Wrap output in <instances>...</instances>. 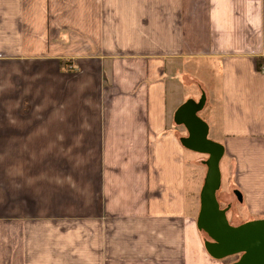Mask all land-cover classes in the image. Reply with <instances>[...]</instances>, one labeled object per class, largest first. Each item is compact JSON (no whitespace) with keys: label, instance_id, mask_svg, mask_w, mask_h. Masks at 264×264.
Wrapping results in <instances>:
<instances>
[{"label":"crops","instance_id":"0c3cea01","mask_svg":"<svg viewBox=\"0 0 264 264\" xmlns=\"http://www.w3.org/2000/svg\"><path fill=\"white\" fill-rule=\"evenodd\" d=\"M263 67L264 0H0V150L5 101L52 97L13 121L45 143V178L0 167V264H226L197 227L207 168L174 114L196 84L231 215L264 220Z\"/></svg>","mask_w":264,"mask_h":264},{"label":"water","instance_id":"95a60500","mask_svg":"<svg viewBox=\"0 0 264 264\" xmlns=\"http://www.w3.org/2000/svg\"><path fill=\"white\" fill-rule=\"evenodd\" d=\"M206 96L196 102L192 99L182 104L174 115L177 125L183 126L188 136L182 145L193 152L206 155L207 173L200 194V212L197 227L207 234L208 254L216 260L241 255L233 264H264V220L233 226L228 220L230 208L222 209L217 194L222 186L221 161L224 147L209 139L208 124L199 117L204 109Z\"/></svg>","mask_w":264,"mask_h":264},{"label":"rangeland","instance_id":"374dc122","mask_svg":"<svg viewBox=\"0 0 264 264\" xmlns=\"http://www.w3.org/2000/svg\"><path fill=\"white\" fill-rule=\"evenodd\" d=\"M12 67H15V71L19 72V69L21 66L17 63H12ZM10 64H5L4 67H9ZM26 66V65H25ZM195 85L193 87H184V90L182 91L181 98L185 99V102H187L191 98H195L198 102L204 97V94L201 95H196V92L198 91L197 88H195ZM36 92L34 93V96L31 97V99L24 98L23 101L20 98L13 97L11 99H7L5 102L9 103V109L5 113V119L10 120L13 124H10L11 126H8L6 128V143H5V148L0 150V164H4L5 167V178H8L9 176H12L13 170L12 168L17 169V173L14 172V174H18L17 178L20 181L26 179L27 182H29L27 179L30 180V183L33 184H44V178H45V153H46V145L44 142H39V143H31L30 140L33 139L32 137L28 139V137H22V135H18L16 132V129L14 128V122L13 121H20L21 116H24L25 114H28L30 112L31 114L40 110V107L36 108L37 106L43 107L45 103H50L48 99L52 100V97H47L44 94V86L41 85L40 83L37 85ZM190 88V89H189ZM194 92L193 95L190 93ZM53 102V104H55ZM22 109V111H21ZM21 111V112H19ZM33 111V112H31ZM204 112L199 113V117L203 120L205 117L203 114ZM58 116H61V113L58 111L57 112ZM44 118V113L41 112L39 113L38 117H35V120H42ZM7 125V123H6ZM180 129V134L181 137H186L187 136V131L186 129L181 126L179 127ZM23 130V129H22ZM10 133V134H8ZM28 139V140H27ZM27 140V141H26ZM54 144H50L48 147V151H51L52 148L54 147ZM62 150L61 148H59ZM198 158V161H206L208 159V156L206 155H198L196 156ZM199 169L202 168L201 171H198V174L200 175V178L202 180V177L205 175V169L207 168L206 165L199 163ZM223 164V163H222ZM29 175V176H28ZM224 182H223V187L221 186L220 191L217 194L219 203L221 205L222 209H225L227 207H231V211L228 213V219L230 221V224L233 226H238L241 223H238L235 218L232 217L234 216V213L237 211V206H238V201L237 198L233 194H226V187L227 183L226 180L229 178L228 174H224ZM7 184V181H5ZM201 182L199 183V185ZM43 187V186H42ZM40 194V192H38ZM42 198L44 199V192L40 194ZM200 199V198H199ZM198 211V210H197ZM232 214V215H231ZM198 215V212H197ZM198 217V216H197ZM203 235V240L207 241L209 240L208 236L206 233L202 232ZM238 259L237 256H232L229 258L224 259L226 264H231L234 261Z\"/></svg>","mask_w":264,"mask_h":264},{"label":"trees","instance_id":"16d2710c","mask_svg":"<svg viewBox=\"0 0 264 264\" xmlns=\"http://www.w3.org/2000/svg\"><path fill=\"white\" fill-rule=\"evenodd\" d=\"M71 62H66V61H62L61 62V69L62 70H71L70 66H71Z\"/></svg>","mask_w":264,"mask_h":264},{"label":"flooded vegetation","instance_id":"af4514ba","mask_svg":"<svg viewBox=\"0 0 264 264\" xmlns=\"http://www.w3.org/2000/svg\"><path fill=\"white\" fill-rule=\"evenodd\" d=\"M178 110V109H177ZM176 110V111H177ZM176 113V112H175ZM175 115V114H174ZM242 225V224H241ZM239 226V225H238ZM208 241V240H207ZM206 242V241H205ZM237 257H238V259L236 260V261H234L233 263H235V262H237L239 259H240V257H241V255H237ZM233 263H231V264H233Z\"/></svg>","mask_w":264,"mask_h":264},{"label":"built area","instance_id":"2783aa9c","mask_svg":"<svg viewBox=\"0 0 264 264\" xmlns=\"http://www.w3.org/2000/svg\"><path fill=\"white\" fill-rule=\"evenodd\" d=\"M261 72H262V74L264 75V67L262 68Z\"/></svg>","mask_w":264,"mask_h":264}]
</instances>
